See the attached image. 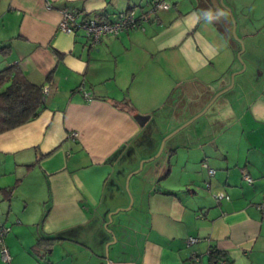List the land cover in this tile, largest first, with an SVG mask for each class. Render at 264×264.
Here are the masks:
<instances>
[{"label": "crops", "instance_id": "0c3cea01", "mask_svg": "<svg viewBox=\"0 0 264 264\" xmlns=\"http://www.w3.org/2000/svg\"><path fill=\"white\" fill-rule=\"evenodd\" d=\"M152 1L0 0V46H9L0 69L17 63L30 82L49 86L36 117L0 133V221L10 227V260L0 264H73L81 256L79 264H189L191 250L211 264L209 247L229 264H264V0H223L238 35L251 38L258 54L259 73L240 92L238 126L224 123L235 121L232 111L220 120L222 139L237 127V140L207 153L200 141L191 150L185 139L163 162H145L128 181L132 233L127 223L110 233L121 210L111 222L108 214L129 205L127 176L159 145L137 147L135 155L142 119L134 112L168 109L173 96L179 106L188 97L196 114L239 68L240 45L223 35L230 33L229 12L212 0H165L170 8L152 13L144 30L104 36L94 46L80 31L58 30L63 7L112 20L130 7L149 11ZM220 191L228 199L215 200ZM189 236L201 240L187 247ZM51 237L57 240L42 256L35 243ZM130 238L133 255L122 244Z\"/></svg>", "mask_w": 264, "mask_h": 264}, {"label": "rangeland", "instance_id": "374dc122", "mask_svg": "<svg viewBox=\"0 0 264 264\" xmlns=\"http://www.w3.org/2000/svg\"><path fill=\"white\" fill-rule=\"evenodd\" d=\"M234 19V18H233ZM235 20L231 19V24L233 25V22ZM232 25L230 29V35L234 42H236V39L241 40L242 45L244 47L242 53L240 56H237V53L241 49L242 45H240L239 50L235 52V64L239 65L237 71V76L234 77V71L230 73V83H233L232 87L219 95L216 100L209 106V108L200 116L196 117L193 121L188 123L186 126H184L182 129L178 130L176 133L173 135L169 136L166 138L171 132H173L175 129L178 127L182 126L185 122H187L193 115H195V110L192 109L191 107V100L189 98L183 97L181 100L180 106H178L176 109L172 110V112L169 114L166 113L168 109H161L159 112H157L154 117L149 121L147 124L148 127L150 128L148 132V140L155 142V140L159 139V145L157 147V150L155 154L158 152L159 147L161 145V142L164 140L163 143V149L161 153L156 157L157 162H163L165 159L169 147L173 144H181L185 139H188L186 143H189L190 149L192 150H198L199 147L196 148L194 146L198 141H200L201 146H204V149L206 152L214 153L217 151H220L222 148L224 141L230 144H234L235 140H237L236 136L237 133L234 137V132L236 131V128H234L235 131H232L230 137H227V139H222L221 137V121L223 120L224 117H226L228 111L234 112V119L235 121L230 122V119H224V123L226 125H235L238 126L237 124V111L241 110L244 104V101L242 100V91L249 89L251 86L252 82L254 79L257 77L259 73V68L257 61L253 58L252 55L257 56L258 54H252L253 47H251L250 43L252 42L251 38H242L238 35V30H236V25H235V36L232 34ZM240 71V72H238ZM233 75V77H232ZM228 84V86H229ZM218 91V90H217ZM240 92L241 95H240ZM238 93L240 97H238ZM177 106V105H175ZM174 107V104H173ZM193 114V115H192ZM192 115V116H190ZM151 116V115H150ZM232 118V119H233ZM223 124V123H222ZM161 133V134H160ZM160 137V138H159ZM153 142V143H154ZM212 142L219 147L218 150H215V145L212 144ZM154 154V155H155ZM208 155V154H207ZM211 156V155H210ZM149 162V161H148ZM139 167V164H138ZM216 171L215 166L212 167ZM143 171V168L140 170V172ZM128 182V181H127ZM206 188V187H205ZM125 189H126V181H125ZM207 190V189H205ZM129 191V187L127 184V190ZM130 194V193H129ZM130 200V198H129ZM130 202V201H129ZM132 211H127V210H121L117 214H115L112 222L110 223V229L115 230L119 228V224L121 223H127L126 225L128 228H124L126 232L132 233V226H133V218H132ZM119 225V226H118ZM113 230V231H114ZM134 238H130L126 243L124 244L123 247H126L129 249V252L131 255L132 254V242L134 241ZM126 241V240H125ZM127 245V246H126ZM117 246H122L120 242H118ZM85 247H87L85 245ZM109 251L104 248L102 251V254H108ZM83 254V253H82ZM83 260L82 256L79 257L78 261L75 262L73 261V264H79ZM48 263V261H47Z\"/></svg>", "mask_w": 264, "mask_h": 264}, {"label": "built area", "instance_id": "2783aa9c", "mask_svg": "<svg viewBox=\"0 0 264 264\" xmlns=\"http://www.w3.org/2000/svg\"><path fill=\"white\" fill-rule=\"evenodd\" d=\"M46 5L48 6V0H45ZM170 4L165 0H153L149 11H141L136 7L127 8L121 10L117 13L114 19L112 20H100L96 17H91L84 12H80L74 9L63 7L61 9V18L58 23V30L67 33L75 34L78 31L82 32L84 37L90 46L96 45L104 36H119L122 33L128 32L130 30H144L146 23L151 20V14L156 13L158 10H166L170 8ZM85 99L90 98V93L82 89ZM49 93V86L44 85L42 87V97L46 101L47 95ZM71 137L77 136L76 132L70 133ZM204 166H207L206 163H203ZM208 168V167H207ZM215 173V170L208 168V175L212 176ZM242 178L247 183H252L251 176L245 172L241 171ZM207 189L210 188V182L205 183ZM215 200L219 201L221 199H228V196L220 191L213 194ZM261 208L264 209V205H261ZM10 227L4 222L0 221V259L4 262H9L10 254L8 247L5 243V238L9 233ZM201 239L195 236H189L186 239L187 247H190L196 244ZM207 254L211 258V264H229V261L226 257L221 255L215 256L214 249L209 247L207 249ZM214 254V256H213ZM187 260L189 264H202L201 255L196 251L191 250L187 253Z\"/></svg>", "mask_w": 264, "mask_h": 264}, {"label": "trees", "instance_id": "16d2710c", "mask_svg": "<svg viewBox=\"0 0 264 264\" xmlns=\"http://www.w3.org/2000/svg\"><path fill=\"white\" fill-rule=\"evenodd\" d=\"M223 35L225 37H228L229 40L234 41L230 33L229 35L223 33ZM8 48L9 46L7 45L6 46L1 45L0 52L5 54ZM42 87L43 86L41 85H37L30 82L17 63L10 64L0 69V133L12 129L14 127H17L19 125H22L38 115V113L45 104V101L43 100L42 97ZM174 99L175 98L173 96H170L169 99L165 102V106H170V108H168V111H166L167 114H169V112L171 113L172 110L175 109V107L179 106L178 105L179 102L175 101ZM122 101L124 105L128 107V110L131 111L134 109L128 99ZM160 110H155L151 114V116L150 115L142 116L134 112L133 115L137 120L142 119V122H140L141 131L132 140L136 145V147L134 146V144L132 145V147H134V149L132 150L135 152L136 156H137L136 152L138 151V149L136 150L137 147L145 148L149 145H153L154 142L153 139L152 141L148 140L147 135L150 128L148 127L147 124L152 119V117H154V115ZM119 152L120 149H118L114 155L116 156ZM155 152H153L152 155ZM133 157L134 155L133 156L131 155L129 159L132 160ZM167 168L168 169L166 170L164 175L168 173L169 165H167ZM55 240H57V238L51 237V238H47L46 240L39 239L35 243L36 246L35 249L43 248L42 256H45L47 252L51 250ZM213 249L215 256L221 255L223 257H226L222 251L217 250L215 248ZM212 258L210 255V259Z\"/></svg>", "mask_w": 264, "mask_h": 264}, {"label": "water", "instance_id": "95a60500", "mask_svg": "<svg viewBox=\"0 0 264 264\" xmlns=\"http://www.w3.org/2000/svg\"><path fill=\"white\" fill-rule=\"evenodd\" d=\"M212 1L214 2V5H215V6H217V4H218L221 8L226 9V10L229 12L230 20H231V19L234 20L232 14L230 13V12H231V11H230V8L224 3L223 0H212ZM232 22H233V21H232ZM232 34L235 36V22H233V25H232ZM236 40H237V42L239 43V45H242L241 40H239V39H236ZM243 49H244V47H243V45H242L241 49H240L239 52L237 53V56H238V57H239L240 54L242 53ZM233 75H234V74H233ZM233 75H232V77H233ZM232 85H233V83H230L229 86H227L226 88H224V89H222V90L216 92V93L214 94V96L209 100V102L206 104V106H205L201 111H199L198 113H196L195 115H193V116H192L187 122H185L182 126L178 127V128L175 129L173 132H171L166 138H168L169 136L173 135V134L176 133L178 130H180V129H182L184 126H186L188 123H190L191 121H193L196 117H198V116H200L201 114H203V113L209 108V106L214 102V100H215L219 95H221L222 93H224L225 91H227L228 89H230V88L232 87ZM163 143H164V140L161 142V145H160V147H159V150H158V152H157L155 155L151 156L150 158H146V159H142V160H140V162H139V167L137 168V170H135L134 172L130 173V174L127 176V178H126V190H127V184H128L127 181H129L130 176H131L132 174H136V173L140 172V170L142 169L143 164H144L145 162H148V161L154 160V159H155V158L161 153V151H162V149H163ZM127 193H128L129 198H130V202H129L128 207H127V208H121V209L119 208V209H116L114 212H110V213L108 214V221H109V222H111L112 215H113L114 213H116L117 211H119V210H127V209H130V208H131L132 203H133V197L131 196V194H129V193H130L129 191H127ZM110 233H111L112 237H114V234H113L112 230H110ZM107 246H108V245H106V248H107Z\"/></svg>", "mask_w": 264, "mask_h": 264}]
</instances>
